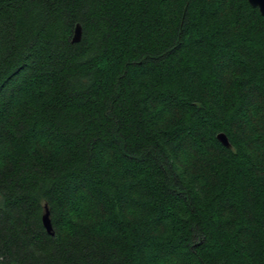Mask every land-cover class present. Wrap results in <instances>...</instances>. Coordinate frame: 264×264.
Here are the masks:
<instances>
[{
	"label": "trees",
	"instance_id": "1",
	"mask_svg": "<svg viewBox=\"0 0 264 264\" xmlns=\"http://www.w3.org/2000/svg\"><path fill=\"white\" fill-rule=\"evenodd\" d=\"M0 264H264L258 10L0 0Z\"/></svg>",
	"mask_w": 264,
	"mask_h": 264
},
{
	"label": "water",
	"instance_id": "2",
	"mask_svg": "<svg viewBox=\"0 0 264 264\" xmlns=\"http://www.w3.org/2000/svg\"><path fill=\"white\" fill-rule=\"evenodd\" d=\"M250 7L255 8L258 10L259 14L264 17V0H247ZM81 38V27L79 25H76L73 32L72 42H78ZM216 139L224 146V147H230L229 140L227 136L224 133H219L216 135ZM42 225L45 229V231L53 236V230L52 225L49 218V213L47 211V208H45V213L42 215Z\"/></svg>",
	"mask_w": 264,
	"mask_h": 264
}]
</instances>
